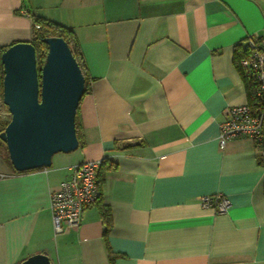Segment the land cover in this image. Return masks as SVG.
Masks as SVG:
<instances>
[{
    "label": "crops",
    "instance_id": "0c3cea01",
    "mask_svg": "<svg viewBox=\"0 0 264 264\" xmlns=\"http://www.w3.org/2000/svg\"><path fill=\"white\" fill-rule=\"evenodd\" d=\"M28 11L73 30L90 90L76 150L24 172L0 151V264H264V149L218 141L249 101L237 54L264 29V0H0V55L30 41ZM85 160L102 161L109 228L95 203L55 233L50 193ZM217 192L224 213L199 204Z\"/></svg>",
    "mask_w": 264,
    "mask_h": 264
},
{
    "label": "water",
    "instance_id": "95a60500",
    "mask_svg": "<svg viewBox=\"0 0 264 264\" xmlns=\"http://www.w3.org/2000/svg\"><path fill=\"white\" fill-rule=\"evenodd\" d=\"M43 42L40 67L30 41L11 43L0 55L2 102L10 113L0 140L17 172L49 167L54 154L79 146L75 118L85 93L83 72L63 38ZM18 264L52 263L47 254L35 253Z\"/></svg>",
    "mask_w": 264,
    "mask_h": 264
},
{
    "label": "built area",
    "instance_id": "2783aa9c",
    "mask_svg": "<svg viewBox=\"0 0 264 264\" xmlns=\"http://www.w3.org/2000/svg\"><path fill=\"white\" fill-rule=\"evenodd\" d=\"M34 27H38L34 24ZM239 66L253 85L249 101L228 108V117L219 124L218 141L222 147L232 138L245 137L264 149V34L244 38ZM7 115L10 113L7 109ZM101 160H85L71 167L70 176L49 196V207L55 233L79 226L83 211L94 205L101 196L98 169ZM203 208L224 213L230 200L217 192L199 197Z\"/></svg>",
    "mask_w": 264,
    "mask_h": 264
},
{
    "label": "trees",
    "instance_id": "16d2710c",
    "mask_svg": "<svg viewBox=\"0 0 264 264\" xmlns=\"http://www.w3.org/2000/svg\"><path fill=\"white\" fill-rule=\"evenodd\" d=\"M28 12L30 13V19L32 21V34H31L30 42L34 45L35 50H36V58H37L38 67L41 66V64L43 62V60H41V59L44 56V54H46V51H47V46H46V43L43 42V38L49 37V36L61 37L68 43L73 56L77 60L79 66L83 72L84 79H85V92H88L90 90V81H89V79H88V77H87V75L83 69V64H82L81 59L79 57V49H78L77 40H76V37H75L73 30L71 28H68V27L60 24V23L49 20V19L42 17V16H39V15H36L35 13H32L30 11H28ZM34 24H37L38 27L37 28L34 27ZM6 47L7 46L2 48L1 52H3ZM240 57H241V53H238L237 54V65H238L239 69L242 70L239 66ZM242 75H243V77H244V79L248 85L249 100H250L252 97L253 85L247 79V77L244 75L243 72H242ZM6 124L7 123L5 122L2 125L3 129H4ZM75 126H76V133H77V137L79 140V144H81L82 142H81L80 137H79L78 132H77L76 119H75ZM2 128H0V131L3 130ZM4 158L9 163L7 153L4 154ZM96 204L100 207V214L102 216L103 222H104L105 227H106L105 231H107L109 228V225H110L109 209L106 205L101 204V196L96 201ZM109 260H110L111 264H115V256L112 255L111 253L109 254Z\"/></svg>",
    "mask_w": 264,
    "mask_h": 264
},
{
    "label": "rangeland",
    "instance_id": "374dc122",
    "mask_svg": "<svg viewBox=\"0 0 264 264\" xmlns=\"http://www.w3.org/2000/svg\"><path fill=\"white\" fill-rule=\"evenodd\" d=\"M260 34H264V29H262V31H261V33ZM45 55L46 54H44V56L42 57V59L41 60H43L44 59V57H45ZM1 91H2V88L0 89V128H2L3 126V124L6 122H8L9 120H10V116L9 115H7V107H6V105H4L3 104V102H2V94H1ZM3 129V128H2ZM0 147H1V151L4 153V151H5V153H6V149H5V145H4V143L0 140ZM59 153H62V152H58L57 154H59ZM69 153V152H68Z\"/></svg>",
    "mask_w": 264,
    "mask_h": 264
}]
</instances>
